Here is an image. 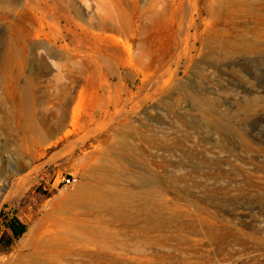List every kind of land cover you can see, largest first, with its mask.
I'll use <instances>...</instances> for the list:
<instances>
[{
  "label": "rangeland",
  "instance_id": "rangeland-1",
  "mask_svg": "<svg viewBox=\"0 0 264 264\" xmlns=\"http://www.w3.org/2000/svg\"><path fill=\"white\" fill-rule=\"evenodd\" d=\"M256 4L217 20L207 0H0V264L46 205L100 175L122 189L113 264H264ZM13 218L27 229L9 245Z\"/></svg>",
  "mask_w": 264,
  "mask_h": 264
},
{
  "label": "bare ground",
  "instance_id": "bare-ground-1",
  "mask_svg": "<svg viewBox=\"0 0 264 264\" xmlns=\"http://www.w3.org/2000/svg\"><path fill=\"white\" fill-rule=\"evenodd\" d=\"M256 1L258 0H207L206 10L212 19H217L224 8L227 10H255ZM64 122L65 114L62 115L57 128L48 125L36 129L35 132L38 138L48 140L64 126ZM70 133L68 131L66 137ZM146 141L150 142V139ZM108 154L109 152L104 153L100 150L101 158ZM101 165L100 169H103L104 167ZM121 190L110 184L108 176L100 175L96 179H87L72 194L64 195L62 193L44 207L40 218L30 223L28 232L18 244L17 258L12 264H103L102 259L108 260V264H113L108 253L104 251L112 247L117 240V235L110 229V221L105 218L110 216L113 222L121 215L120 207L122 205L116 206ZM142 203L144 202L142 201ZM122 204L124 205V203ZM146 204L150 205V201H147ZM178 205L180 204L178 203ZM149 210L148 208L147 211L149 212ZM195 215L197 214L195 213ZM177 261L179 262V260Z\"/></svg>",
  "mask_w": 264,
  "mask_h": 264
},
{
  "label": "trees",
  "instance_id": "trees-1",
  "mask_svg": "<svg viewBox=\"0 0 264 264\" xmlns=\"http://www.w3.org/2000/svg\"><path fill=\"white\" fill-rule=\"evenodd\" d=\"M9 229L12 232V237L10 238L9 245L13 242V240L19 239L27 229V226L19 221L18 218H13L10 222Z\"/></svg>",
  "mask_w": 264,
  "mask_h": 264
},
{
  "label": "built area",
  "instance_id": "built-area-1",
  "mask_svg": "<svg viewBox=\"0 0 264 264\" xmlns=\"http://www.w3.org/2000/svg\"><path fill=\"white\" fill-rule=\"evenodd\" d=\"M64 185L69 186L71 184V180L69 178H63Z\"/></svg>",
  "mask_w": 264,
  "mask_h": 264
}]
</instances>
